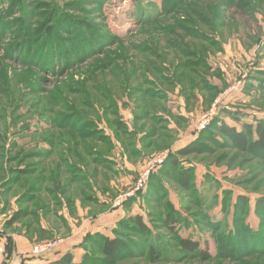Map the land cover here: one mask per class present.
<instances>
[{"label":"rangeland","instance_id":"rangeland-1","mask_svg":"<svg viewBox=\"0 0 264 264\" xmlns=\"http://www.w3.org/2000/svg\"><path fill=\"white\" fill-rule=\"evenodd\" d=\"M192 56L204 60V69L185 68ZM146 80L167 98L134 93L149 88ZM145 111H151L147 118L136 121ZM232 114L254 125L264 119V0H0V155L13 159L0 173V233L27 232L38 237L35 243L82 234L71 254L81 262L89 249L91 261L101 257L102 241L95 236L109 228L114 235L138 210L153 234L140 241L133 228H120L129 249L117 264H264L263 156L213 143L210 150L219 149L214 153L176 155L216 117L240 128ZM117 118L124 133L111 124ZM70 126L103 131L114 149L108 167L92 168V192L75 186L71 204L63 197L56 205L48 191L60 192L57 159L47 157L42 165L31 155H67L62 143ZM156 126H166L165 135L147 146L150 139L142 137ZM162 153L194 169L196 192L176 185L177 169L167 159L151 174L159 172L154 185L163 187L190 225L181 236L200 241L211 255L207 262L180 258L160 223L165 204L142 198L149 178L135 191L147 163ZM24 167L33 169L32 176L12 173ZM38 189L45 190L27 203ZM19 209L28 215L6 231ZM148 245L163 256L160 262L152 263Z\"/></svg>","mask_w":264,"mask_h":264},{"label":"trees","instance_id":"trees-1","mask_svg":"<svg viewBox=\"0 0 264 264\" xmlns=\"http://www.w3.org/2000/svg\"><path fill=\"white\" fill-rule=\"evenodd\" d=\"M195 58V57H194ZM190 63L185 66V68H190L191 70L198 71L199 69H204L203 63L204 60L202 58H196L193 59V56L191 57ZM164 81L171 80V77H164L161 76ZM146 84L149 85V88L144 91H139V89H134V93H142L146 96V98L150 99H166V95L164 91L162 90L160 92L159 89H157V84L154 81L146 80ZM208 86V85H207ZM205 87V86H204ZM209 88V87H208ZM206 89L207 88H203ZM202 89V90H203ZM205 91V90H204ZM211 91V89L207 90ZM185 90L183 89V93ZM144 98V97H143ZM143 98L140 99V102L143 101ZM214 99V97H213ZM212 99V101H213ZM211 101V102H212ZM137 108L139 107L138 104H136ZM151 111H145V114L142 116H135V120L139 121V119L147 118L148 113ZM116 114L115 112H113ZM230 114V113H229ZM234 117L233 120L235 122H238L240 124V128H238L237 125H228L225 122H218L217 123V117L214 118L211 122V124L206 128V130L199 133V135L194 139L192 143L185 146L184 148H181L177 151L176 155L182 158H189V157H197L199 155H205L209 153H214L215 150H210L209 144L213 143L216 146L223 145L224 148L231 147L234 150H241V151H251L254 153V155L262 157L264 159V119H258L256 120V124L248 123V122H241V120L238 118V115L232 114ZM162 120H164L162 118ZM165 121V120H164ZM166 122V121H165ZM113 126L117 127V130L124 133L127 127L124 125V123L117 118L116 121H112L111 123ZM167 124V122H166ZM157 125V124H156ZM94 128V127H93ZM165 127L157 128L153 127V129L150 130L148 134H145L142 139L148 140L150 139V143L147 146L155 145L156 142L153 138H155L157 135H160V139L163 135H165L164 131L166 130ZM66 130V129H65ZM74 129L71 128L70 130H67V135L64 137L67 142H63L62 146L63 148H66L67 155H31L32 157L37 156L40 162L45 163V158L47 157H54L57 159L56 165L59 169V183H58V190L60 192H57L55 189H49L48 192L52 194V200L56 201V205L60 204L61 198L62 201H66L68 203L71 202V192L74 190L73 187L79 186L78 190H81L84 194L85 191L92 192L93 191V178L89 176L91 173L92 168H103L102 166L108 167V165L111 163L110 154L112 153L114 147L110 141V139L104 134L103 131L99 129H88V127H84L82 131L78 129V131H73ZM99 130V131H98ZM129 135L136 134L135 131L132 129H128ZM134 132V133H133ZM215 132V133H214ZM78 134H81L82 137H77ZM216 137H220L218 140ZM79 138V139H78ZM218 140V141H216ZM220 141V142H219ZM92 142L99 143V147H96L92 144ZM51 145V150H55V140L49 139L48 142ZM92 146H91V144ZM17 143H14L12 147L18 148L16 146ZM16 146V147H15ZM61 146V147H62ZM147 148V147H144ZM219 148V147H217ZM13 149V148H12ZM79 149H83V152L85 153L82 155L79 152ZM16 150V152H18ZM136 151V150H135ZM53 153V152H52ZM170 155V154H169ZM6 155H0V173L4 174L6 173V165L13 162V159L10 158V161H7L8 157H5ZM27 155H23L22 161H24V158H26ZM20 155H17L16 158H19ZM170 166H172L173 169H177V173L172 177L174 182L177 186H179L181 189H183L186 192H190L193 190L196 192L197 188L194 183V169L192 167H186L184 166L180 161L177 159H174L171 155L166 158ZM163 162V164H165ZM162 164V165H163ZM168 164V165H169ZM29 167H33V163L27 164ZM161 165V166H162ZM160 166V167H161ZM28 167V168H29ZM158 167V169L160 168ZM163 167V166H162ZM28 168L24 167L21 169H16L17 171H13L12 173H17L22 176H32V170H29ZM46 170V169H45ZM161 170V169H160ZM159 170V171H160ZM156 171V170H155ZM163 174H165V171ZM168 172V171H167ZM157 173L150 174L149 176V189L147 193L142 197L144 198L148 203H156V202H162L165 204L167 208L166 216H164L161 220V226L164 230L169 232L173 237L174 242L178 245V249L181 255L180 258L183 257H190V258H201L203 261L207 262L211 259V255L207 248H202V245L200 241L184 238L181 236V230L183 228H189L190 225L187 223L186 220L182 219V216L180 214V211L173 205V203L168 199L167 192L163 189L162 186H155V181L157 183L159 182ZM161 173V172H160ZM14 176V175H12ZM172 176V175H170ZM62 177H67L65 181L62 180ZM40 178V177H39ZM45 176L41 180V184L44 185ZM17 180V179H16ZM63 181V183H62ZM45 182V181H44ZM62 183V184H61ZM33 188V187H31ZM45 189H38L34 191H30L31 195H29L27 203L33 202L35 200V193L40 194V192H43ZM47 191V190H46ZM67 193L69 197L67 196ZM86 199L94 200V198L87 196ZM243 200V199H242ZM24 200H20V203ZM22 203V204H23ZM134 203V202H132ZM71 204V203H70ZM47 208L46 206L44 207ZM43 208V209H44ZM46 213V212H45ZM28 215V211L19 209L16 211L12 217L6 222L5 229L9 230L11 229L15 224L22 221L23 218H25ZM154 213H149V217L153 219ZM119 229L114 231L113 237H101L100 235L95 236L96 238L100 239L102 243L98 246L99 253L101 257L99 259L92 258L91 261L89 260L90 256V250L88 249L83 257V260L79 264H117L120 258L121 254H124L128 249L129 246L127 243L122 240L120 237L121 229L123 227H126V229H134V232L137 233L136 236L140 241H145L142 239H149L153 231L150 229L149 225L146 224L145 219L142 215H134L125 221H122L118 224ZM4 233V232H3ZM3 233H0V238H3ZM87 247V245L85 246ZM155 245H148V250L150 253V259L153 261L152 263L160 262L163 258L160 254H158L155 251ZM15 249L13 240L8 237L6 239V247H5V253L8 254V258L11 257L13 251ZM87 249V248H85ZM7 264V263H4ZM53 264H76L74 263V256L71 253L66 254L62 259L59 261L53 263Z\"/></svg>","mask_w":264,"mask_h":264},{"label":"crops","instance_id":"crops-1","mask_svg":"<svg viewBox=\"0 0 264 264\" xmlns=\"http://www.w3.org/2000/svg\"><path fill=\"white\" fill-rule=\"evenodd\" d=\"M140 213L141 212L137 210V212L134 215H140ZM106 221H104V223L108 224L106 223ZM102 230H105V226H103ZM109 231H110V228L107 231L108 234H106L105 236L113 237L112 233L111 232L109 233ZM3 235L4 237L0 238V241L2 242L4 248L6 247V239L10 237L14 242L15 249L10 258H8L7 253H3V254L0 253V264H4V263H7V264H53L59 261L60 259H62L66 254L71 253L72 252L71 248L73 249V247H75L74 245H76V243H78L80 239H82V234L79 235L78 238L74 237L75 241L77 238V242H75L71 238L66 239L64 241L61 239L62 242L56 249L44 255L37 256L32 253V247L38 244V243H35V240H37L38 237L36 236L31 237L29 234H27V232H24L22 234H19V233L13 234L7 231V232H4ZM44 242H48V241H41L39 243H44ZM73 251H75V253L77 252L76 250H73ZM73 256H74V263L79 264L80 261L76 260L74 254Z\"/></svg>","mask_w":264,"mask_h":264},{"label":"built area","instance_id":"built-area-1","mask_svg":"<svg viewBox=\"0 0 264 264\" xmlns=\"http://www.w3.org/2000/svg\"><path fill=\"white\" fill-rule=\"evenodd\" d=\"M214 113H215V109L211 110L209 115H206L204 117V120L201 123L202 127H204L205 125L208 124L210 117L212 115H214ZM167 157H168L167 153H162L161 155H157L156 157H154L153 159H151L147 163V170L143 173V176L139 180L137 187L135 188V191H138L145 186L146 181L149 178V175L152 172H154L157 167H160L163 164L164 160H166ZM61 242L62 241L60 239H56L53 241L38 243L32 247V253L34 255H37V256L44 255V254L49 253V252L53 251L54 249H56L60 245ZM0 253L1 254L5 253V248H4L1 241H0Z\"/></svg>","mask_w":264,"mask_h":264}]
</instances>
